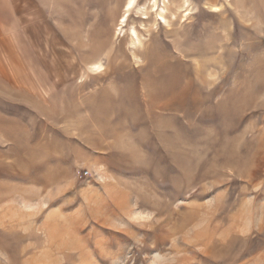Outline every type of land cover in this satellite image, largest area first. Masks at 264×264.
<instances>
[{
  "label": "rangeland",
  "instance_id": "obj_1",
  "mask_svg": "<svg viewBox=\"0 0 264 264\" xmlns=\"http://www.w3.org/2000/svg\"><path fill=\"white\" fill-rule=\"evenodd\" d=\"M126 1L2 0L0 264H264V0Z\"/></svg>",
  "mask_w": 264,
  "mask_h": 264
},
{
  "label": "bare ground",
  "instance_id": "obj_2",
  "mask_svg": "<svg viewBox=\"0 0 264 264\" xmlns=\"http://www.w3.org/2000/svg\"><path fill=\"white\" fill-rule=\"evenodd\" d=\"M134 4H135V0H127L125 3V9L128 10V9L132 8ZM155 6H156V1L154 0L152 3V7L154 8ZM125 14H127V13H125ZM125 14L122 16L123 17L122 21L125 20V16H126ZM95 67L98 68L97 65H95Z\"/></svg>",
  "mask_w": 264,
  "mask_h": 264
},
{
  "label": "crops",
  "instance_id": "obj_3",
  "mask_svg": "<svg viewBox=\"0 0 264 264\" xmlns=\"http://www.w3.org/2000/svg\"><path fill=\"white\" fill-rule=\"evenodd\" d=\"M4 6H5V5L2 4V0H0V10L5 9ZM8 9L10 10V7H9ZM11 10H12V9H11Z\"/></svg>",
  "mask_w": 264,
  "mask_h": 264
}]
</instances>
